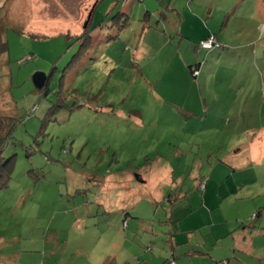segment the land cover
I'll list each match as a JSON object with an SVG mask.
<instances>
[{
	"label": "rangeland",
	"instance_id": "rangeland-1",
	"mask_svg": "<svg viewBox=\"0 0 264 264\" xmlns=\"http://www.w3.org/2000/svg\"><path fill=\"white\" fill-rule=\"evenodd\" d=\"M97 1L0 0V258L10 255L9 264H100L108 255L116 264L162 261L171 256L170 236H163H179L177 221L189 214L183 226H202L201 249L209 257L264 264V156L254 161L245 153L251 139L264 134V81L258 75L247 80L259 68L241 69L255 111L241 115L237 127L216 129L214 90L222 82L215 66L201 79V71L187 66L192 89L170 48L156 60L137 57L145 29L167 32L180 60L182 35L196 38L202 29L206 37L220 35L227 45L199 47V57L192 51L201 68L209 53L225 47L230 54L220 65L236 50L263 49L264 0H101L90 18ZM185 17L190 20L180 35L176 22ZM92 22L104 27L78 40L75 34L82 38ZM37 74L46 77L42 89ZM200 83L211 101L208 116ZM184 102L196 110L191 121L208 127L186 133L175 107ZM168 166L180 183L157 187L173 202L157 192L155 202L136 195L142 173L150 171L149 183L159 181L163 176L154 168ZM202 180L212 181L208 192ZM113 184L137 188L125 190L129 203L137 202L127 225L115 207L120 189ZM164 222H175V229ZM227 223L238 231V245L237 234L224 235Z\"/></svg>",
	"mask_w": 264,
	"mask_h": 264
},
{
	"label": "crops",
	"instance_id": "crops-1",
	"mask_svg": "<svg viewBox=\"0 0 264 264\" xmlns=\"http://www.w3.org/2000/svg\"><path fill=\"white\" fill-rule=\"evenodd\" d=\"M100 1L101 0H99L97 2H100ZM96 4L97 3H95V5ZM98 5H99V3H98ZM148 14H150V13H148ZM189 16H190V18H193V19L196 18L194 20H198V17L195 15L190 14ZM187 18H189V17L187 16ZM185 19H186V17L183 19V22H181L180 25L177 24L178 22H176V27L179 29L178 33H180V35L183 34L182 29L184 28V25H186L188 20H190V19H188V20H185ZM196 23H197V21H196ZM45 25L48 26L49 24L45 23ZM100 25L102 27H104L103 24H100ZM90 27H92V28H89V30H90L89 36H92V32H93V30H95L94 28L96 27V24H93V22H92V25ZM168 27L170 29H171V27L176 29V27L173 24L168 25ZM97 29H102V28H97ZM75 30H74V32H76ZM84 31H86V30L84 29ZM152 32H154V31H152ZM169 33H172V32L169 31ZM155 34H152L150 29H148L143 33V35L139 39V49L137 50V57L139 58V60L140 59H148V58H149V60L150 59L156 60L158 54H162L166 48H170L171 51L173 50V53L171 52L173 54V57H175V55L177 56L176 62H179L178 64L180 65L181 69L184 71V74H183L184 79L187 82H192L191 88L193 89V86L195 83L192 80L193 77H192L191 73H189L187 71V66L190 65L189 68L191 71V67L198 64V60L194 61L195 57L193 55L194 52H192V51L194 50L198 54V57H199V54H201V51L198 49L199 43L201 40L205 39V37L207 36V34H208L207 30L202 29L200 34L192 36V37H196V38H189L188 39L182 35L181 43L178 46V48H179L178 53L181 51H184V55L182 54L181 60L179 59V56L176 53V48H174L175 47V45L173 44L174 41L167 39L168 33L166 32L163 35L159 32L158 33L155 32ZM214 34L217 36L219 43L223 44L224 43L223 38L220 35H218L217 33H214ZM75 35L78 38L81 37L80 34H78V33H76ZM224 44H226V43H224ZM262 45H264V44H262ZM229 49H230L229 47H225L223 52L219 50V51L209 53L207 55L205 65L201 68V74L199 76V79H201L202 74H203L202 72H204V70H207V68L210 66H215L219 70L218 71V75H219L218 79L222 82V87L214 90L216 97H217L216 107H213V108L211 107L210 97L208 95L204 94L201 83L199 84V92H200V96L202 98V99H199V101L203 105V108L205 109V111H207V113H205L206 116L209 115L208 112L212 108L213 111L216 113L215 117L220 119V121L218 122V124L216 126L213 127V125H211V128H216V129L228 128V127H237L238 126V119L240 118L241 115H247V113H249L250 111L254 112L255 111L254 110L255 99H252V101H251L250 94H249L248 89H247L248 84H249L248 82L250 79H251V81H253V78H255L256 75H258L257 77H259L260 80L264 81V46H263V49H262V47L258 46L256 52L253 50H250L248 52L243 51L242 53H240L238 50H236V51H234V53H231V54H233L232 58L226 57L225 63L224 64L222 63V65H220V60L223 57L222 55L225 54L227 56L228 54H230L229 52H226ZM199 60L202 61L201 58H199ZM173 61H175V59H173L171 62L172 66L174 65ZM166 64H167V66H169V63L167 61H166L165 65ZM231 64L232 65L234 64L233 67ZM241 64L245 65V67L238 69L237 66H239ZM257 68H259L258 72L256 74H254V73L249 74V78L247 79L248 82H246L245 78L243 77L244 72L241 69H250V70L252 69L253 71H255ZM205 80L209 81V80H211V78L208 79L206 77ZM262 88L264 89V84H263ZM192 89H191V92H192ZM216 91H217V93H216ZM243 94L247 95V97H245L246 99H245V102L243 104L244 108L240 109L242 114H239L238 115L239 117L237 116V119L235 120V122H233V118H232L233 115L232 114L234 113V111L239 112L238 101L241 98V95H243ZM209 95L213 96V93H211ZM188 96H192V93L189 94ZM222 97H224V98L222 99ZM242 101H243V99H242ZM175 107L177 109V112L180 113L181 115H183V117H184L183 121H185V123L187 125L186 126V129H187L186 133L188 132L189 127L191 129H200L201 127L206 126V125L201 126L200 122L197 123V122L191 121L193 118H196L197 114L195 113L196 110H194L192 107H190V104L184 102L183 106L175 105ZM178 113H177V116H178ZM229 119H232V120L229 121ZM179 125L182 126L183 124L181 125L179 123ZM206 127H208V126H206ZM184 132H185V130H184ZM196 132L198 133V131H196ZM192 133L195 134L194 132H192ZM245 150H247V151H245L247 158L252 159L254 161H257L258 158H261L262 156H264V151H263L264 150V134H262L259 137L252 138L250 141V146L248 145V148H246ZM157 171L161 172L163 179H161L159 181L158 180L157 181L152 180L150 183L147 180V174L150 171L142 173V175L139 177L140 179L138 180L140 183H139V192H136L137 196H143V198H148V199H151L152 201L155 202L156 201L155 194L157 192V196H160V198L163 197V198H165V200H167V196H164V195L161 196L163 189L162 188L160 189V187H157V186L162 187L165 185H169V186L176 188L177 184L180 183V180L173 179V176L176 174V171L171 166H168L165 168H159V169L154 168V174ZM157 182H160V183H157ZM182 185H183V183L180 184V186H182ZM210 185H212L211 180L209 182L208 181L206 182V188H205L206 192H208ZM150 186L153 187L154 190L152 189L151 194L150 193L145 194L144 189L148 188ZM112 187H114L115 189H120L118 191V193L120 194L119 203L116 204L115 207L120 212L123 211V213H125V214L128 211L130 212V209H132L134 204L137 202H132V200H131V202L129 203L128 196H127L125 190L126 189L136 190L137 189L136 186H131L130 188H128L126 185V187L122 188V186L120 184L119 185L113 184ZM166 202H168V200ZM203 204H207L206 198L204 199ZM126 216H127V214H126ZM188 216H189V214L185 215L184 218L180 217L181 219L178 222L179 223V228H178L179 236H176L173 234H171V235L168 234V235L163 236L164 239L166 236H170L169 244H170L171 256L169 257L166 255L165 257H168L169 259L173 258L177 264H217L219 261H217L216 258H214L213 256L209 257L208 252L201 249L203 243L200 241L205 238V236L201 235V233L199 231L202 226L198 225V226H195L193 228H189L190 226L188 228H184V226H183L184 221H182V220L183 219L187 220ZM173 218H174V216L171 218V221L173 220ZM208 219H211V218H208ZM229 222L230 221H228V223ZM228 223H227L228 226L226 225V229H224V235H226V234L229 235L230 233L233 235H236L238 231L229 230L230 226ZM213 224H214V226H213V228H214L217 225V223L214 222ZM221 224H223V223H220L219 225H221ZM172 226H173V224H172ZM172 228L175 229V226H173ZM210 230H212V229H210ZM198 231H199L201 238L199 240H196L195 234ZM203 231H201V232H203ZM226 231H227V233H226ZM240 235H243V233ZM175 236H176V238H175ZM213 236L215 238L221 237V236H217V235H213ZM236 236L237 237H235L236 238L235 243L238 245L239 241L241 240V237H238V234ZM181 248L183 250H181V252H179V253H176ZM137 256H139L142 259L146 258V256L141 255L140 252L137 253ZM160 257L161 256H159L158 258L154 257L153 260H151L149 258V260L146 259L145 261L149 262L150 264H161V258ZM140 258H138V260ZM228 258H230V257H228ZM10 259H12V257H10V255H7L6 257L0 258V260H2L4 262V264H9ZM103 259L104 260H102V262L100 264H103L104 261H106L107 259H109V261L115 260V262H116L117 258L108 255ZM234 259H233V261H234ZM222 260H227V258L224 257V258H222ZM127 264H131V263L128 262ZM139 264H141V262H139ZM231 264H233V263L231 262Z\"/></svg>",
	"mask_w": 264,
	"mask_h": 264
},
{
	"label": "trees",
	"instance_id": "trees-1",
	"mask_svg": "<svg viewBox=\"0 0 264 264\" xmlns=\"http://www.w3.org/2000/svg\"><path fill=\"white\" fill-rule=\"evenodd\" d=\"M120 14H122V13H120ZM119 14V15H120ZM117 17V16H116ZM116 17H114V20H116ZM120 19V18H119ZM129 26V24H127V26L125 27V28H127ZM90 28H92V27H90ZM97 28H103L101 25H99V26H96L94 29H97ZM124 28V29H125ZM147 29H145L144 30V32L146 31ZM89 32H90V30H87V31H85V34H83L82 35V38L80 37V38H78V40H80V39H84L85 37L86 38H89L90 39V37H89ZM214 35V34H213ZM215 36V35H214ZM68 37L69 38H71V35H69L68 34ZM211 37V35L210 36H208V37H206L205 39H203V40H201L202 42L203 41H207L209 38ZM3 46H4V48H5V52L7 51V43H6V41H5V43L3 44ZM219 46V43H218V45H216V46H213L211 49H209V50H213L215 47H218ZM199 49L200 50H205V51H207L206 49H203L202 47H201V44L199 43ZM201 66H202V64L201 63H198V64H196L195 66H193L197 71H201ZM203 184H205L206 185V181H204V180H202V182H201V186L203 185ZM200 186V187H201ZM201 190H203L202 188H201ZM205 190V189H204ZM167 201V200H166ZM168 202H173L172 201V199L170 200H168ZM127 214V216H125V225H127V221L129 220V218H128V214H129V211L126 213ZM171 220V219H170ZM180 221V220H179ZM179 221H177V223L179 222ZM165 223V226L166 227H169L168 225H171L172 226V224H173V226H174V224H175V222H172L171 224L169 223V222H164ZM167 235L169 234V235H171V234H173V233H166ZM173 242V241H172ZM148 250L149 251H151V252H153V250H152V248H148ZM231 262H232V260H229V259H227V260H222V261H220V262H218L217 264H231ZM103 264H116V262H115V260H113V261H109V259H107L106 261H104V263ZM118 264V263H117ZM146 264H149V263H146ZM161 264H177L176 263V261L172 258V259H169L168 257L167 258H162V261H161Z\"/></svg>",
	"mask_w": 264,
	"mask_h": 264
},
{
	"label": "water",
	"instance_id": "water-1",
	"mask_svg": "<svg viewBox=\"0 0 264 264\" xmlns=\"http://www.w3.org/2000/svg\"><path fill=\"white\" fill-rule=\"evenodd\" d=\"M98 3L99 2H97V4L94 6L93 11L91 12L90 18H91V16H93V12L95 11ZM87 26H88V23H86L85 29L87 28ZM34 80H35L37 87L40 89H42L46 84V77L43 74H37Z\"/></svg>",
	"mask_w": 264,
	"mask_h": 264
},
{
	"label": "built area",
	"instance_id": "built-area-1",
	"mask_svg": "<svg viewBox=\"0 0 264 264\" xmlns=\"http://www.w3.org/2000/svg\"><path fill=\"white\" fill-rule=\"evenodd\" d=\"M216 45H218V43H217V39H216L214 36H211L207 41H203V42H201V47H202L203 49H206V50H209V49H211L213 46H216ZM201 188L204 190V189L206 188V185L203 184V185L201 186Z\"/></svg>",
	"mask_w": 264,
	"mask_h": 264
},
{
	"label": "clouds",
	"instance_id": "clouds-1",
	"mask_svg": "<svg viewBox=\"0 0 264 264\" xmlns=\"http://www.w3.org/2000/svg\"><path fill=\"white\" fill-rule=\"evenodd\" d=\"M217 43H219L218 39H217Z\"/></svg>",
	"mask_w": 264,
	"mask_h": 264
}]
</instances>
